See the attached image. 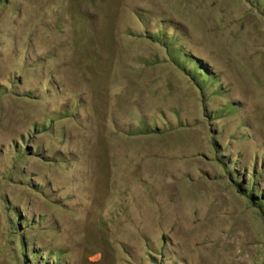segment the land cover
Returning <instances> with one entry per match:
<instances>
[{"label":"rangeland","instance_id":"1","mask_svg":"<svg viewBox=\"0 0 264 264\" xmlns=\"http://www.w3.org/2000/svg\"><path fill=\"white\" fill-rule=\"evenodd\" d=\"M0 264H264V0H0Z\"/></svg>","mask_w":264,"mask_h":264}]
</instances>
